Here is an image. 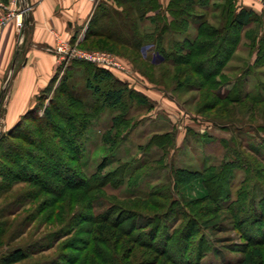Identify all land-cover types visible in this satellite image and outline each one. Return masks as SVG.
I'll use <instances>...</instances> for the list:
<instances>
[{"label":"trees","instance_id":"16d2710c","mask_svg":"<svg viewBox=\"0 0 264 264\" xmlns=\"http://www.w3.org/2000/svg\"><path fill=\"white\" fill-rule=\"evenodd\" d=\"M199 10L204 12L198 13ZM209 13L216 20L215 25L206 17ZM258 20L255 11L239 7L237 0H169L165 7L158 0H114V7L106 4L98 7L83 41L77 46L86 50L129 52L150 67L168 65L172 68L170 74L177 79L186 77L187 82L181 87H191L202 92L204 97L209 95L208 98L212 93L210 105L204 103V108L212 110L223 103L234 106L247 101L248 107L253 109V106L264 104V95L242 92L239 78L249 74V67L236 80L225 84L227 89L218 81L226 79L225 69L243 39L247 40L250 51H256L255 66L264 65V31L259 36L248 33L250 24ZM146 22L151 29L142 28ZM191 24H195L193 37L186 35ZM178 35L183 37L171 38L169 45L165 44L167 38ZM150 48L159 56V63L145 58L144 51ZM60 69L57 68L49 84L58 78ZM78 70L85 76L86 87L97 97L98 105L94 103L90 107L74 99L71 105L77 109L76 113L61 114L66 118L64 127L61 122L54 121L52 108L45 107L38 118L34 106L6 135L0 136V145H5L3 149L0 147V249L3 247L0 264H201L210 250L202 232L215 224L213 219L223 210L229 213L243 238L244 243L238 250L243 257L237 264H264V196L255 206L257 195L253 183L260 173L264 174V154L256 147L240 144L235 136L231 143L237 150H229L230 157L220 164L208 165L199 171L174 169L170 183L123 198L121 201L128 207L116 203L114 200L120 201V198L113 195L108 214L95 212L98 190L108 194V188L117 189L127 182V163H119L116 170L104 175L100 174L104 168L101 164L90 175L84 174L80 165L76 172L58 152L62 149L57 146L51 150L56 143L49 132L59 133L55 136L61 143L72 144L66 133L76 132L73 137L76 140L89 119L99 118L103 108L115 110L125 100V95L132 92L113 71L80 60L70 62L68 72L61 78L59 91L68 93V80ZM233 113L231 110L232 117ZM79 115L82 117L80 124L76 122ZM30 120L39 124L38 129H27L29 133L23 134V124ZM112 121L111 127L127 123L119 117H112ZM213 124L222 128L235 125L234 120L226 123L213 120ZM249 126L256 134L264 133L262 126ZM229 142L222 141L224 148ZM174 143L170 133L154 134L148 146L166 149ZM71 159L78 161L77 164L81 160L75 156ZM257 163L263 165L261 171ZM237 171L243 173V180L234 191L233 178ZM188 175L190 179H202L207 195L181 207L180 215L178 213L179 216L167 225L166 220L162 222L161 219L176 213L179 207L172 199L171 182L180 189V183L187 180ZM135 177L129 173L134 182L130 188L138 184ZM259 188H264L261 182ZM207 202L216 203L217 207H196ZM114 208L131 213V218L122 213L113 217ZM22 212L24 215L19 218ZM132 216H143L147 222L138 225ZM43 225H50L46 234L13 245L33 227V235H38ZM111 230L115 233L108 232ZM250 230L256 233L251 235ZM114 239L116 243L112 245ZM141 255L145 256L144 260Z\"/></svg>","mask_w":264,"mask_h":264},{"label":"rangeland","instance_id":"374dc122","mask_svg":"<svg viewBox=\"0 0 264 264\" xmlns=\"http://www.w3.org/2000/svg\"><path fill=\"white\" fill-rule=\"evenodd\" d=\"M246 1L247 0H242L238 6L244 7L242 3ZM251 1V6L249 8L255 6V11L258 14L259 20L258 22L250 24L249 27L251 28L248 33L259 36L264 31V3L260 4L253 0ZM246 4H248V2ZM203 12L202 10L198 11V13ZM210 13L207 14L206 17L212 25H215L216 20ZM142 28L149 30L151 26L146 22L142 24ZM195 34V24H191V28L186 35L193 37ZM182 37L183 35L170 36V38H167L165 44L169 45L171 38L181 39ZM247 44V40L243 39L238 50L225 69L227 73L226 79H220L218 82L227 89L225 84L229 81L236 80L238 76L242 74L243 70L249 67V74H244L245 76L242 75L243 77L239 78L242 92L264 95V65L255 66L254 63L257 59L256 51H250ZM76 47L86 52H104L114 56L127 69L125 73L118 72L114 76L128 85V89L132 92V94L125 95V100L115 110L103 108L99 118L89 119L82 134L76 136V140L73 138L76 132L71 134L66 133L68 135L67 138L71 139L72 144L61 143V139L55 136H59V133L55 134L56 132H49V135L54 137L53 143H56L55 145L53 144L55 147L52 146L51 150L57 148V146L59 149H62L63 151L58 152L67 158V165L76 172L80 165L82 166V172L90 175L94 172L96 166L101 164L104 168L101 170L100 174L104 175L116 170L119 163H127V172L136 176L134 178L138 183L136 187L132 186L130 188L129 185L134 184V182L133 179L129 178V173H127L125 175L127 177L125 181L127 182L119 188H108V194H104L98 190L96 192L97 200L94 202L95 212L97 214H108L107 210L111 208L113 203V199L111 198L113 195L120 198V201L114 200L117 201L116 203L127 206L125 202L123 203L121 201L123 198L152 189L157 185L170 183L172 179L171 174L174 169L199 171L208 165L220 164L227 157H230L228 156L231 153H229V150H237V146L231 143V138L233 136L238 138L240 144L256 147L264 154V133L256 134L253 128L249 126L250 124L252 126L264 127V104L261 103L253 106V109H251V107H248L247 101L238 103L234 106L223 103L222 106L210 110L208 107H202V105L204 103L210 105L212 93L208 98L209 95L204 97L203 94H201L202 92L196 91L191 87H181L183 83L185 84V81L187 82L186 77L181 80L177 79L173 74H170L172 68L168 65L163 67H150L148 64L136 58L135 55L129 54V52L127 54H122L98 48L86 50L77 45ZM144 56L156 64L159 63V56L151 48L144 51ZM69 65L70 62L61 63L59 65L61 69L58 78H55L52 83L47 84V86H49H46L47 89L44 92H40L36 95V111L34 113L39 118L42 116L44 108L50 107L53 111L54 121L57 123L61 122L63 127L66 125V118L64 116L68 114L69 111L76 113L77 109L71 105L74 99L90 107L93 106L94 103L98 105L97 97L86 87L85 76L79 73L81 70H78L73 76H70L67 83L68 93L65 94L59 91L62 89L61 78L64 76V73L68 72ZM5 84L6 83L2 86L4 93L0 101L1 135H6L16 124L12 125L11 121L8 123L4 122L8 103L7 95L5 94L8 85L6 86ZM65 89H67V87ZM225 89H222V91H225ZM52 99L54 100L51 101ZM68 107H70V109ZM231 110L234 112L233 117L230 114ZM62 113L64 116H61ZM112 117H119L120 120H123V122L126 121L127 123L111 127L114 125ZM77 119L78 121L76 122L80 124L82 117L79 115ZM213 120L214 122L222 123L234 120L235 125L229 128H222L221 126H215ZM38 125L39 124L31 120L30 122L26 121L21 131L23 134L29 133L27 129L29 131L30 129L37 130ZM26 126H28V128ZM165 133H170L174 136L175 143L172 147L160 149L158 147L148 146V141L152 135H164ZM222 141H225V143L229 142L227 148H224L225 145ZM0 147L3 149L5 145L2 144ZM243 149L247 152L246 148ZM74 156L78 160L81 158L79 164H77L78 161H72L71 158ZM262 166V164L259 166L257 163L256 167L261 171L263 169ZM135 169L137 170L134 171ZM262 176L264 177V174L260 173L253 182L256 188L255 194L257 195L254 202L255 206L259 205L258 203L262 198L261 196H264V188H259L260 182L264 186V179L261 178ZM71 177H73V175ZM187 178V180H183V182L180 183V189L173 185L174 181L171 182V186H173L171 188L172 199L178 203L179 207L177 211H175L176 213L170 216L167 214L168 216L165 215V218H163V220L161 219L162 222L166 220L167 225L171 224L173 220L180 215L181 207L191 204L195 200H200L207 195V190L203 186L202 179H190L189 175ZM242 180L243 173L241 171L234 172V191L240 187L239 184ZM216 205V203L207 202L198 204L196 207H210L215 209L217 207ZM76 210L77 209H74L73 211ZM71 211L72 210H70V212ZM152 211H156L157 213L161 212V210ZM119 213L124 214V216L129 217V219L131 218L130 215H132L131 213H126L124 210L119 212V210L115 209L113 217ZM71 214L72 212L70 215ZM22 215H24L23 212L20 213L19 218ZM39 217L40 216H38V218ZM24 218L25 217L21 218L22 220L19 221V223L22 222ZM40 218L42 219V217ZM132 218L138 225H143L147 222V219L143 216H139V218L132 216ZM37 223L38 222L34 224V227H36ZM212 223L215 224L202 232V236L208 246H210V250L207 251L200 263L237 264L243 257L238 250L244 242L229 213L226 210L219 212ZM103 225L106 227V224ZM49 226L50 225H43L38 235H33V227L26 231L24 236L15 241L13 245L27 243L39 238L47 233ZM243 229H245V227H243ZM255 231L256 230H250L249 233L254 235L256 233ZM108 232L114 234L115 230ZM65 240L66 239L63 241ZM115 241V239L114 241L112 240V245L116 243ZM2 248L0 249V254ZM139 253L141 254V252ZM135 258L136 257H133L132 259L135 260ZM140 258L144 260L145 256L143 257L141 255Z\"/></svg>","mask_w":264,"mask_h":264},{"label":"crops","instance_id":"0c3cea01","mask_svg":"<svg viewBox=\"0 0 264 264\" xmlns=\"http://www.w3.org/2000/svg\"><path fill=\"white\" fill-rule=\"evenodd\" d=\"M158 1L165 7L169 0ZM241 2L237 0L238 5ZM251 2L247 0L242 5L249 8ZM26 3L30 9L22 37L13 21L0 29V93L6 83L8 103L4 122L11 121L12 125L35 106L36 95L49 84L61 64L53 50L55 36L78 45L98 7L105 4L114 7V0H26ZM251 9L255 11V6ZM3 14L0 8V18Z\"/></svg>","mask_w":264,"mask_h":264},{"label":"built area","instance_id":"2783aa9c","mask_svg":"<svg viewBox=\"0 0 264 264\" xmlns=\"http://www.w3.org/2000/svg\"><path fill=\"white\" fill-rule=\"evenodd\" d=\"M257 3L263 4L264 0H253ZM0 8L4 11L0 18V29H3L10 22H14L17 31L20 33L24 27V20L29 13V5L24 0H7V2L0 1ZM22 42V39H20ZM19 41V44L21 43ZM54 53L61 63H68L72 60H80L92 63L98 67L106 68L111 71L125 73L126 67L122 65L114 56L104 52H86L78 49V47L71 45L59 36H55Z\"/></svg>","mask_w":264,"mask_h":264},{"label":"water","instance_id":"95a60500","mask_svg":"<svg viewBox=\"0 0 264 264\" xmlns=\"http://www.w3.org/2000/svg\"><path fill=\"white\" fill-rule=\"evenodd\" d=\"M24 1H26V0H24ZM27 16H28V14L26 15V17H25V20H24V27L21 29V31H20V37H22V35H23V31H24V28H25V25H26V22H27ZM18 54V53H17ZM3 93H4V91H3V89H2V91H1V93H0V101H1V99H2V97H3ZM0 136H1V134H0Z\"/></svg>","mask_w":264,"mask_h":264}]
</instances>
